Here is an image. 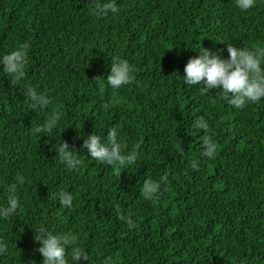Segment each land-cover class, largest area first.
<instances>
[{"label": "trees", "instance_id": "obj_1", "mask_svg": "<svg viewBox=\"0 0 264 264\" xmlns=\"http://www.w3.org/2000/svg\"><path fill=\"white\" fill-rule=\"evenodd\" d=\"M0 0V55L30 43L18 84L0 65V205L6 185L23 175L20 207L0 217V264H42L35 237L41 225L71 231L89 254L79 264H264V100L237 109L217 89L185 85L184 69L202 46H264V0L242 11L235 0ZM135 66L137 82L113 89L112 58ZM31 85L51 102L33 109ZM62 117L51 133L33 129L51 111ZM205 116L207 130L193 126ZM113 125L132 164L108 165L82 147L88 135ZM218 146L203 155V137ZM61 141L77 151L76 169L61 163ZM198 169L191 167L193 161ZM158 196L143 194L148 178ZM69 191L73 206L59 203ZM121 216H131L129 229ZM76 264V262H74Z\"/></svg>", "mask_w": 264, "mask_h": 264}, {"label": "clouds", "instance_id": "obj_2", "mask_svg": "<svg viewBox=\"0 0 264 264\" xmlns=\"http://www.w3.org/2000/svg\"><path fill=\"white\" fill-rule=\"evenodd\" d=\"M236 6L242 11L251 9L256 0H235ZM98 16H107L109 12L116 13L118 4L116 0H103L96 6ZM228 57L223 58L221 50H210L203 46L199 48L198 55L189 59L185 66L183 80L185 85H201V91L209 93L217 89L218 93H223L229 97V103L237 109H243L249 104H259L264 100V46L258 48H247L227 43ZM30 43L24 41L14 50L0 55V65L4 73L11 77V83L18 84L26 76L28 63V49ZM107 81L113 89L129 85L137 80L135 66L126 58H112L111 71L107 76ZM25 95L30 100L33 109L46 107L50 98L43 92L38 91L31 85L25 88ZM62 113L51 111L47 114V119L37 125L33 132L35 134L51 133L60 124ZM193 126L197 129L207 130L209 122L205 116L195 118ZM203 155L210 159H215L218 146L211 137H203ZM82 147L94 160L112 165L132 164L139 155L140 144L137 143L131 150H126L127 145L121 137L120 128L113 125L107 129L106 135L96 132L88 135L84 139ZM57 156L61 163L69 168H78L83 161L79 159L76 150L70 148L68 142L61 141L56 149ZM191 167L199 168V163L193 161ZM168 175L160 179L148 178L142 185L143 194L153 198L161 192L162 182H167ZM25 181L23 175H18L15 181L6 185V204L0 205V217L7 218L15 214L20 207L19 185ZM59 203L67 208L73 206L74 196L69 191H60L58 194ZM125 219L129 229L137 227V222L131 216H121ZM34 239L39 242L38 251L43 256L42 264H79L81 260L88 261L89 254L85 249L77 245V236L71 231L55 232L47 225H41L36 229ZM5 250V245L0 243V252ZM113 258L108 256L103 264H112ZM240 264H245L241 259Z\"/></svg>", "mask_w": 264, "mask_h": 264}]
</instances>
